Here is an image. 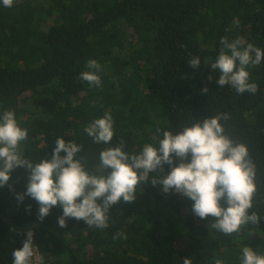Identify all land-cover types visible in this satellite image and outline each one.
<instances>
[{
	"label": "trees",
	"instance_id": "trees-1",
	"mask_svg": "<svg viewBox=\"0 0 264 264\" xmlns=\"http://www.w3.org/2000/svg\"><path fill=\"white\" fill-rule=\"evenodd\" d=\"M222 37L242 38L264 52V0H13L10 8L0 0V115L13 110L28 130L21 145L29 159L50 160L56 139L64 138L82 146L77 158L99 174V153L109 146L122 142L124 151L139 153L146 143L158 147L164 131L175 134L226 113L225 134L244 143L255 164L249 212L261 217L226 235L209 227L212 217L193 213L191 199L149 183L137 186L133 202L110 209L107 228L75 218L60 228L59 205L41 222L34 199L18 200L28 171L17 167L0 188V264H12V251L23 246L28 229L33 264H39L36 256L44 257L43 264H184V258L242 264L245 246L264 256V60L247 67L249 82L259 86L256 94L218 87L219 73L210 65ZM196 56L201 63L194 69L187 61ZM89 60L101 65L100 87L81 79ZM105 113L114 122L107 145L84 131ZM169 171L165 164L149 176ZM117 232L127 238L113 239Z\"/></svg>",
	"mask_w": 264,
	"mask_h": 264
},
{
	"label": "clouds",
	"instance_id": "clouds-1",
	"mask_svg": "<svg viewBox=\"0 0 264 264\" xmlns=\"http://www.w3.org/2000/svg\"><path fill=\"white\" fill-rule=\"evenodd\" d=\"M2 3L10 8L13 0H2ZM220 43L222 47L210 65L211 70L219 73L218 87L231 85L237 93L256 94L259 86L249 82L247 67L260 66L264 52L251 43L245 46L239 37L231 41L222 37ZM187 63L195 69L201 61L196 56ZM86 68L81 79L100 87L101 78L97 73L101 65L89 60ZM208 81H212L211 75ZM208 90L204 87L201 91L206 94ZM227 118L226 113L217 114L195 120L175 134L164 131L158 147L146 143L139 153L124 151L122 142L109 146L99 153L103 172L95 174L85 168L82 158H77L82 146L72 140L66 142L64 138L56 139L50 160L29 159L21 145L28 138V130L19 126L13 110H5L0 115V188L8 186L15 168H25L28 171L26 193L17 194V198L20 202L25 195L34 199L39 205L37 218L41 222L59 205L62 208V215L58 217L60 228L66 227L68 218H75L83 220L88 227L105 229L114 205L133 202L138 185L159 184L166 194L174 191L191 199L192 211L197 217H212L209 227L231 235L249 222L259 224L261 217L249 212L256 191L255 164L248 147L225 134L221 121ZM113 123L112 115L105 113L87 124L84 131L95 143L107 145L114 136ZM176 159L178 165H174ZM165 164L170 167L166 176L150 178V172L163 171ZM106 169H110L107 175ZM33 237V231L28 229L23 246L12 251V264H33ZM118 237L127 238L117 232L113 239ZM35 258L43 264V256ZM183 260L184 264H191L189 258ZM241 260L242 264H264V256L249 246L243 247Z\"/></svg>",
	"mask_w": 264,
	"mask_h": 264
}]
</instances>
